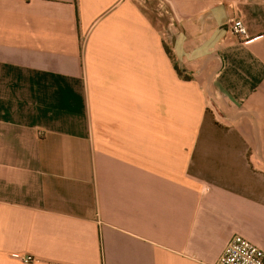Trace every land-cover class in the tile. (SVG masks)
I'll list each match as a JSON object with an SVG mask.
<instances>
[{
  "label": "crops",
  "instance_id": "1",
  "mask_svg": "<svg viewBox=\"0 0 264 264\" xmlns=\"http://www.w3.org/2000/svg\"><path fill=\"white\" fill-rule=\"evenodd\" d=\"M234 235L264 249V0H0V264Z\"/></svg>",
  "mask_w": 264,
  "mask_h": 264
},
{
  "label": "built area",
  "instance_id": "2",
  "mask_svg": "<svg viewBox=\"0 0 264 264\" xmlns=\"http://www.w3.org/2000/svg\"><path fill=\"white\" fill-rule=\"evenodd\" d=\"M228 25L233 34L246 37V30L240 19H231ZM30 260L31 257L25 258V262ZM213 264H264V249L240 235H234L226 242Z\"/></svg>",
  "mask_w": 264,
  "mask_h": 264
},
{
  "label": "trees",
  "instance_id": "3",
  "mask_svg": "<svg viewBox=\"0 0 264 264\" xmlns=\"http://www.w3.org/2000/svg\"><path fill=\"white\" fill-rule=\"evenodd\" d=\"M167 52H168V54H169L170 57H171V54H170L169 50H167ZM174 67H175L176 71L178 72V74L181 75V74H182L181 69H180L177 65H175ZM183 77H187V76H183Z\"/></svg>",
  "mask_w": 264,
  "mask_h": 264
}]
</instances>
